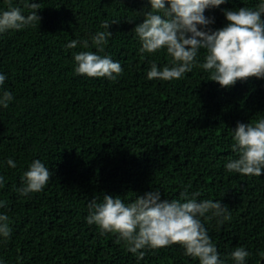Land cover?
<instances>
[{"label": "trees", "instance_id": "trees-1", "mask_svg": "<svg viewBox=\"0 0 264 264\" xmlns=\"http://www.w3.org/2000/svg\"><path fill=\"white\" fill-rule=\"evenodd\" d=\"M40 23L0 35V72L15 96L0 109V166L4 184L0 208L11 220L12 236L0 245L6 264H137L114 234L101 236L85 221L87 204L104 194L128 201L160 188L161 199L179 198L185 188L200 198L221 200L231 220L219 231L205 227L218 251L238 245L251 255L247 264H264V175L226 172L231 129L264 116V79L237 81L230 88L207 80L199 67L173 81L145 78L149 61L168 62L161 51L140 55L132 29L142 22L147 0H35ZM21 6L20 0H11ZM258 0H229L220 8L254 7ZM0 0V9H6ZM220 8L205 11L224 25ZM27 10H25V13ZM112 36L103 54L120 61L116 81L74 75L73 39H87L101 22ZM202 61V56L200 57ZM50 170L44 189L19 197L20 175L32 159ZM140 264H198L179 245L149 251Z\"/></svg>", "mask_w": 264, "mask_h": 264}, {"label": "clouds", "instance_id": "clouds-1", "mask_svg": "<svg viewBox=\"0 0 264 264\" xmlns=\"http://www.w3.org/2000/svg\"><path fill=\"white\" fill-rule=\"evenodd\" d=\"M229 0H147V7L140 11L142 22L136 24L134 33L140 55H154L163 51L168 62L159 65L149 61L145 78L148 80L173 81L199 67L209 74L207 80L217 82L222 88H230L236 82L255 77L264 79V0H258L254 7L220 8ZM7 8L0 9V35L21 31L40 23V3L35 0H20L21 6H13L6 0ZM220 8L225 23L220 28L213 16L205 11ZM25 10L27 12L25 13ZM118 21L104 20L100 28L87 39H73L64 47L82 49L94 47L96 51L81 50L72 53L73 73L87 78H105L116 81L123 68L105 52L112 33L109 27ZM202 56V61L200 57ZM7 75L0 72V109H7L15 96L5 87ZM235 154L224 163L229 173L241 176L264 175V116L247 123L237 121L230 128ZM15 169L16 161L8 157L0 161ZM50 178V170L39 158L32 159L20 175L19 186L14 191L19 197L44 189ZM4 176L0 175V186ZM197 190L189 193L185 188L179 198L161 199L160 188L134 199L125 201L120 195L104 194L87 204L85 221L96 225L99 234L116 236V243H122L126 251L133 254L137 264L148 254L160 248L179 245L183 255L198 264H247L251 253L246 246L238 245L224 254L218 251L216 243L205 227L206 221L215 220L216 230L231 220V212L221 200L200 198ZM7 206L0 199V208ZM12 236L9 215L0 212V245H6ZM257 255L264 261V250ZM0 264L6 261L0 257ZM15 264H23V258L16 257Z\"/></svg>", "mask_w": 264, "mask_h": 264}]
</instances>
